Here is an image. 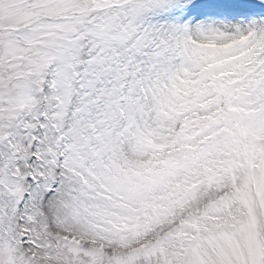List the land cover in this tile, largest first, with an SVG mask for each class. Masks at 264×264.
Masks as SVG:
<instances>
[{"label":"snow or ice","instance_id":"snow-or-ice-1","mask_svg":"<svg viewBox=\"0 0 264 264\" xmlns=\"http://www.w3.org/2000/svg\"><path fill=\"white\" fill-rule=\"evenodd\" d=\"M0 264H264V0H0Z\"/></svg>","mask_w":264,"mask_h":264}]
</instances>
